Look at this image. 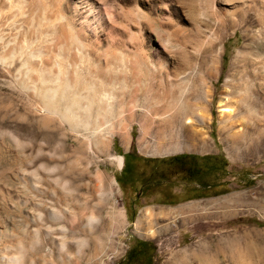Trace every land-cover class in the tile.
Listing matches in <instances>:
<instances>
[{"label": "rangeland", "instance_id": "rangeland-1", "mask_svg": "<svg viewBox=\"0 0 264 264\" xmlns=\"http://www.w3.org/2000/svg\"><path fill=\"white\" fill-rule=\"evenodd\" d=\"M26 3L22 13L11 12L8 8L6 13L0 12V19L15 17L16 23L14 28L0 31L4 39L0 52L15 57V61L0 63V256L15 254L16 246L25 247L24 255H31L39 241L44 242L47 264H58L55 256H49L52 247L44 232L37 237V224L32 221L44 213L39 206L48 204L53 195L55 200L58 197L66 199L71 208L83 203L97 205L105 217H111L112 228L104 249L95 255L91 246L84 247L83 259L73 258L77 264H120L124 251L137 239L157 244L155 264H170L182 250L204 251L206 247L219 245L221 238L228 239L232 247L227 264H264V136L256 132L254 142L248 139L242 148H233L223 139L220 129L225 120L221 102L231 99L232 109H240L237 105L239 91H256L264 106V0H26ZM46 3L54 7V13L46 15L48 20L64 24L71 32L70 37L85 45L88 59L92 60L90 63L100 62L98 65L104 69L107 67L105 56L115 52L114 56H109L111 64L120 65L124 58L125 64L132 69L134 62L130 60L140 51L151 68L159 69L153 81L160 91L158 94L175 87L178 82L173 77L178 71L188 73L186 79L192 76L199 88H202L200 82H204L203 88L209 92L211 100L207 124L201 123L197 116L170 123L146 108L144 116L139 117L140 111L135 105L142 104L143 98L137 70L133 80L130 79L135 83L133 92L136 95L124 93L129 104L126 114L114 133L111 131L112 135H104L108 139L106 146L99 149H90L88 145L80 147L75 141L76 134L67 125L63 126L59 120L48 124L41 93L23 90V82L29 79L22 75L18 79L17 75L22 51L27 58L32 52L48 53L59 44L57 39L54 46L42 44L41 36L53 33L52 23H38L41 13L34 6ZM5 4L2 6L6 8ZM71 42L69 39L63 44ZM54 50L56 48L51 53L52 60L57 54ZM12 62L15 67L10 68ZM210 65L214 66L212 71ZM57 72L55 69L54 74L58 75ZM32 76L30 81L40 82L39 77L35 78L37 75ZM86 76L81 77L86 82L85 87L99 83L93 76ZM85 92L76 93L83 103L92 93ZM253 124L259 129L264 127V121ZM238 129L244 127L238 123ZM119 133L125 134L127 141L122 142ZM142 133L146 136L141 140ZM202 133L203 137L198 135ZM174 146L183 149L166 155L152 154L157 148L167 150ZM130 148H137L151 157L183 154L211 157L215 154L222 160L224 167L219 178L229 183L226 190L229 194L194 202L200 204L198 215L185 222L177 220L167 235L150 234V228L158 230L159 226L150 225L149 220L143 227V235H137L136 223L140 217L126 211L118 178L120 166L110 159L114 155L123 156ZM43 164L46 167L39 172ZM55 166L58 167L51 173L53 175L46 176V170ZM24 174L26 181L23 182ZM34 185L40 187L41 194ZM129 194L131 196L134 191ZM187 204L191 203L174 209ZM164 209L145 206L142 211ZM84 213H88L87 210ZM191 262L213 264L206 253ZM35 264L43 263L35 260Z\"/></svg>", "mask_w": 264, "mask_h": 264}, {"label": "bare ground", "instance_id": "bare-ground-1", "mask_svg": "<svg viewBox=\"0 0 264 264\" xmlns=\"http://www.w3.org/2000/svg\"><path fill=\"white\" fill-rule=\"evenodd\" d=\"M4 2H6L8 6ZM2 3L7 7L5 8V6H2ZM25 3L26 0H0V12L6 13L8 8V10L11 12L17 10L19 13H22L21 11L24 10L25 5L27 4ZM34 9L41 13V16H39L40 18H38V23L41 25L50 21L46 15L47 13H52L54 11L53 5L47 3L38 4L34 6ZM14 19L15 17L13 19H0V31H2L3 28H14L16 25ZM56 22L50 21V23H52L50 27H52L53 33L41 36V40L43 41L42 44L45 46H54L53 44L56 39L59 41V44L54 47L56 48L54 51H57L55 59H51V53L53 54L54 48H51V50L45 54H32L34 52L31 54L29 53L27 58L22 51L19 56L21 67H19L17 70V75H19L18 79L22 78L21 75L25 76V79H29H26L27 81L23 82L21 86L23 90L34 91L36 93L39 91L41 93V103L43 110L45 111V116L47 119L45 117L44 118L47 120V123L49 124L53 123L55 120H59L63 126L67 125L70 131L73 134H76L77 140L75 141H77L80 147L88 145L91 149L94 147L98 148L100 146L107 145L108 139L104 135H112L126 114L129 104L127 103L124 93L133 92L135 83L130 79L133 80V76L135 75L134 72L136 70V72L139 74L138 86L139 90H141L139 92H142L143 98L142 104L137 105V103L135 105L137 108L136 110L140 111L139 117L144 116L143 111L146 108L149 112L153 111L164 121L167 120V122L170 123H178V121L186 120L188 118L193 119L195 116L200 118L199 121L201 123H205L206 120L208 121L207 113L211 100L209 92L205 91L203 88L205 84L204 82H200L202 88H199L200 86L197 85L198 82L192 79V76L189 79H186V75L188 73L185 71H178L173 77L174 80L178 82L175 87L168 90H163L160 94H158L157 86L154 85L155 83L153 81L156 79L155 76L157 77L159 69L156 70V67L154 69L150 67V65L143 59V57L146 58L144 56L145 54H143L142 57L139 54L141 53L139 51V53H135L133 57L131 56L132 60L127 59V61L130 60L132 63L134 62V70V66L132 69H130V67L126 65L127 63L124 58V62L122 63L120 61V65L115 63L116 66H114L111 64L112 60H110L109 56H114L112 54H115V52L111 51L112 54H109L108 57H106L107 55L105 56L107 67L104 69L100 68V62L96 64L95 62L90 63L92 60H90L91 58L88 59V51H86L87 48L84 47L85 45L79 44L80 42L78 41L77 37H75L77 40H74L73 37H70L71 32L68 30V28L63 26L64 24L61 25L62 23H58V20H56ZM42 34H44V32ZM71 36H73V34ZM69 39H71V43L63 44V42H67ZM3 41V36L1 37L0 33V44H3ZM22 47L25 48L26 46L24 45ZM64 54H66L65 58H63ZM13 56H8L7 54H4V52H0V63L5 64L10 60H14L15 57ZM98 56L99 55L97 54V57ZM119 57H114V59H119ZM13 62L10 68L15 67V63ZM210 68L211 65L209 70L212 71V68ZM55 69H57L58 75L54 74ZM33 74L35 76L37 75V77H35L36 79L39 77V83H36L37 81H30V77ZM86 74L87 76H93L98 80L99 83H93L90 87H85L86 82L82 81L81 77ZM194 77L195 75L193 78ZM83 90L86 92L87 90L92 91V93H90V95L85 99L84 103L80 101L82 97L76 94L77 92ZM73 91H75V93H71ZM256 93V91H239L240 100L238 101L237 105H239L238 107H240V109H236V111L233 110L234 108L232 109L231 99H225V102H221V107L223 108L222 114L225 119L222 122L220 128L221 135L224 140L228 141L232 145L233 148L241 147L242 144L245 143L244 141L248 139H251L254 142L255 139L253 138L255 137L256 132V135L264 136V127L263 129H259L254 126L255 124H253V122L256 123V121H264V106L261 105ZM119 94L121 95L119 96ZM134 95H136V93ZM127 96H129V94ZM129 102H131V100ZM148 118L149 116L147 117V120ZM243 121H245L246 124ZM238 123H240V126L242 125V127H244L243 130H237ZM121 129L122 128H120V131ZM111 131H113V133ZM198 135L202 137L204 136L203 133ZM145 136L146 135L142 133L141 140L142 138H145ZM120 137L122 142L127 141L125 134H120ZM182 149L178 146L171 147L167 150H160L157 148V150H154L152 154L166 155L180 152ZM195 150H198V148ZM46 154L47 153H44V155ZM47 155L49 157V154ZM110 159L117 162L120 167H122L124 164V158L122 156L114 155L110 157ZM45 167L46 164L41 165L39 167L41 168L39 172L41 170L43 171L42 168ZM57 167L58 166H55L49 170H46V176H52L53 174L51 173L55 172ZM26 174H24L21 179L23 182L26 181ZM113 183H115V180ZM66 186L67 182L63 187L66 188ZM34 188L39 194H41L39 186L34 185ZM83 205L80 207L76 205L74 208H71L68 204H66V199L63 197H58V200H55L52 195V199L48 204L39 206V208L43 209L42 211L44 213H40L36 218V221L35 219L32 220L37 224V228L35 229L37 237L38 234L44 232L48 244L50 247H52L49 252V256H55L59 261L58 264H74V256L82 260V251L86 246H91V250L95 255L101 252L105 247L107 234H110L109 232L112 228L111 217H105L97 205H87L85 203H83ZM199 208V203H191L183 205L178 209H164L159 212L146 210L139 216L140 218L136 223L135 234L141 235L142 232L145 231L143 230V227L149 222L150 225L155 224L156 226H159L158 230L150 228V234L167 235L171 232L172 224H175L179 219L180 221L185 222L187 219L198 215ZM86 210L88 213H84ZM122 216L124 219H126L124 212H122ZM164 221H172L174 223H166ZM43 244L44 242L38 241L35 245L36 250L34 248L35 254L33 252L31 255H24L25 247L16 246L14 249L15 254L11 256H0V264H35V260H38L43 264H47L48 260L45 258L43 253ZM53 249L57 250L58 254H56L55 250ZM231 249L232 247H230L229 240L226 238H221L219 245L216 247H206L204 248V251L192 252L189 249L182 250L179 254H177V256H175L170 264H192L191 260L199 258L202 253H206L213 264L214 261H216L215 264H227V261L230 259V255L232 254H230Z\"/></svg>", "mask_w": 264, "mask_h": 264}, {"label": "flooded vegetation", "instance_id": "flooded-vegetation-1", "mask_svg": "<svg viewBox=\"0 0 264 264\" xmlns=\"http://www.w3.org/2000/svg\"><path fill=\"white\" fill-rule=\"evenodd\" d=\"M118 178L127 212L139 217L145 206L174 209L229 194V183L220 180L224 167L215 154L151 157L137 148L123 152ZM130 191L134 194L129 196ZM157 244L137 239L124 251L120 264H155Z\"/></svg>", "mask_w": 264, "mask_h": 264}]
</instances>
